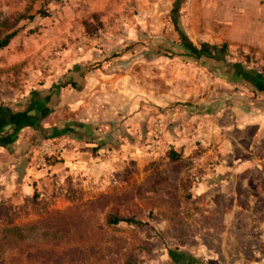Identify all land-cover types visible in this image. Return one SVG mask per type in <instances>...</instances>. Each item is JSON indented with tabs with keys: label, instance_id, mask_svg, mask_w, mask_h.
<instances>
[{
	"label": "rangeland",
	"instance_id": "obj_1",
	"mask_svg": "<svg viewBox=\"0 0 264 264\" xmlns=\"http://www.w3.org/2000/svg\"><path fill=\"white\" fill-rule=\"evenodd\" d=\"M174 2L0 0V39L17 31L0 52V102L50 87L84 65L89 89L67 96L57 120L94 123L112 133L93 156L116 164L108 173L96 168L92 179L84 170L88 176L79 174L76 182L54 181L42 200L35 193L17 205L1 202L0 264H264L262 209L233 213V174L218 180L214 170L233 167V154L221 148L229 133L217 145L207 133L197 138L188 119L191 109H226L222 125L232 126L233 94L246 91L218 76L225 70L213 62L190 54L176 31L178 25L186 33L182 10L173 17ZM225 58L244 62L229 51ZM138 110L152 116L125 127ZM171 116L180 123L175 138L186 142L164 147ZM162 119L163 137L150 148L152 128ZM84 177L91 179L87 187ZM208 177L215 178L205 188L201 178ZM248 200L238 204L246 207ZM121 219L140 224H112Z\"/></svg>",
	"mask_w": 264,
	"mask_h": 264
},
{
	"label": "crops",
	"instance_id": "obj_2",
	"mask_svg": "<svg viewBox=\"0 0 264 264\" xmlns=\"http://www.w3.org/2000/svg\"><path fill=\"white\" fill-rule=\"evenodd\" d=\"M182 8V26L185 36L193 45L208 44L218 48L226 45V52L236 53L244 59L243 63L241 60L229 62L224 57V63L219 56L220 60L212 63L215 68L225 70L224 73L218 72V76L228 77L234 86H242L246 91L233 94V106L229 109L233 116L232 126L222 125L226 109L214 114L191 109L188 119L197 138L207 133V138H218L217 145L221 143L222 135L229 133L221 148L226 154H233L229 158L233 167L220 164L214 166V170H217L218 180L227 171L233 174V213L253 212L255 205H259L264 213V203L258 201L259 198L264 199V0H188ZM96 58L108 59L102 55ZM72 68L61 81L50 87L33 90L26 97L14 96L10 103L2 98L0 203L4 201V205H17L18 198H33L35 193L40 194L42 200L46 189L53 192L54 181L64 182L72 178L76 182L84 170L92 179L96 168L97 172L103 174L116 165L111 160L103 161L93 156L95 148L101 143L108 138H115L112 133L109 135L98 131L94 123L74 119L57 120L67 96L76 97L84 89H89L90 80L84 74L85 66L76 64ZM249 95L252 99L244 100ZM134 114L133 119L124 122L125 127L136 125V119L152 116L142 110ZM176 119V116L167 117L168 132L164 147L175 140L176 146L186 142L175 138L174 132H178L180 127V123L174 124ZM51 122L55 124L51 125ZM142 125L145 127V123ZM51 144H55L52 150L49 147ZM47 155L50 159L55 156V159L46 163L43 158ZM118 158L116 156L115 160ZM138 166L141 168L145 163H138ZM80 168L83 171L79 172ZM84 175L88 176L86 173ZM90 178L81 179L87 182L86 187L91 182ZM214 178H201L202 186L206 188ZM210 189L205 191L211 192ZM243 198L249 199L246 207L238 204Z\"/></svg>",
	"mask_w": 264,
	"mask_h": 264
},
{
	"label": "trees",
	"instance_id": "obj_3",
	"mask_svg": "<svg viewBox=\"0 0 264 264\" xmlns=\"http://www.w3.org/2000/svg\"><path fill=\"white\" fill-rule=\"evenodd\" d=\"M187 1L188 0H175V2L173 4V8H172V13H173V17L174 18L177 17V15L181 11L182 6ZM176 31L179 33L181 39H183V42L185 41L184 43L188 44V49L190 51V54H192L193 57L197 61H203V62L219 61L220 59H218V57L221 56L222 59L220 61L221 62H224L223 58L225 57L226 51H227L226 45H223V46H221V47L218 48L216 46H210L208 44H202L200 46V48H197V47L193 46L190 42L188 43L187 37L180 30V28L178 27V25H176ZM16 36H17V31H14V32L6 35L2 39H0V52L6 50L10 46V44L14 40V38H16ZM228 66L229 67H233V65H231V64H228ZM241 71H243V70H241ZM244 73H246V72H244ZM262 75H264V68L262 69ZM170 158L174 161L178 157H177V155H175V153L171 152L170 153ZM119 223L135 224V225H139L140 224V223H136V222H134L133 220H130V219L116 220L115 223H112V224H119ZM177 260H178L177 262L180 261V263H182V262L184 263V259L182 257H178Z\"/></svg>",
	"mask_w": 264,
	"mask_h": 264
},
{
	"label": "built area",
	"instance_id": "obj_4",
	"mask_svg": "<svg viewBox=\"0 0 264 264\" xmlns=\"http://www.w3.org/2000/svg\"><path fill=\"white\" fill-rule=\"evenodd\" d=\"M164 128H165L164 120H158L154 124V126L152 128V132H153L154 136H153V139H152V144L149 146L150 148L155 147L157 145L158 141L162 139L163 134H164Z\"/></svg>",
	"mask_w": 264,
	"mask_h": 264
}]
</instances>
